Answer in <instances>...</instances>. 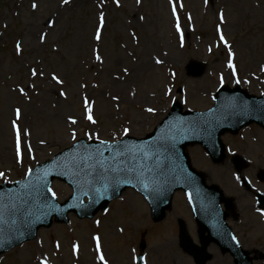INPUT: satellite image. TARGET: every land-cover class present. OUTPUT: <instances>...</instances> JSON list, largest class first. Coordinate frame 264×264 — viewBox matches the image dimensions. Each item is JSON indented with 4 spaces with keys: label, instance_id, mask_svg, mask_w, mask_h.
I'll return each instance as SVG.
<instances>
[{
    "label": "rangeland",
    "instance_id": "rangeland-1",
    "mask_svg": "<svg viewBox=\"0 0 264 264\" xmlns=\"http://www.w3.org/2000/svg\"><path fill=\"white\" fill-rule=\"evenodd\" d=\"M193 61L204 63L198 77L188 72ZM221 86L264 94V0H0V185L24 179L80 139L145 137L177 100L185 110L204 111ZM85 100L95 123L87 119ZM226 141L230 149L219 165L198 147L188 153L207 182L219 184L243 210L239 234L245 246L264 251V223L247 211L248 192L239 186L232 161L234 151L245 157L242 176L264 192L258 178L264 171V130L252 125ZM52 190L61 203L72 195L61 181ZM183 208L196 241L183 195L175 196L172 210L155 224L143 198L127 190L91 220L72 214L68 224L40 230L34 241L2 255L0 264H137L143 234L145 264H194L175 231V209ZM211 252L208 264H234L230 255Z\"/></svg>",
    "mask_w": 264,
    "mask_h": 264
},
{
    "label": "water",
    "instance_id": "water-1",
    "mask_svg": "<svg viewBox=\"0 0 264 264\" xmlns=\"http://www.w3.org/2000/svg\"><path fill=\"white\" fill-rule=\"evenodd\" d=\"M189 69L199 76L204 67L193 62ZM253 122L264 127V96L225 88L217 94L215 107L206 113H183L176 104L168 119L146 140L127 139L113 145L76 143L53 162L38 166L26 181L0 187V255L35 239L41 228L52 225L53 217L67 222L68 214L76 212L81 218H92L132 187L148 199L156 221L170 208L176 190H185L194 205L211 199L209 208H196L203 247L195 251L183 233L186 251L196 256L198 264H205L209 258L206 247L214 240L237 264H252L225 227L219 211L220 193L205 187L203 176L192 169L185 151L190 145L201 144L220 162L224 159L221 135L236 134ZM54 179L70 184L75 191L64 205L51 191ZM85 197L88 203H84ZM207 232L210 240L204 237Z\"/></svg>",
    "mask_w": 264,
    "mask_h": 264
},
{
    "label": "snow or ice",
    "instance_id": "snow-or-ice-1",
    "mask_svg": "<svg viewBox=\"0 0 264 264\" xmlns=\"http://www.w3.org/2000/svg\"><path fill=\"white\" fill-rule=\"evenodd\" d=\"M63 2H64V4H68V3H70V0H63ZM137 2H139V0H137ZM32 7L33 8H36L37 5L36 4H33ZM174 11H175V9H174ZM221 20H223V16H221ZM100 21H101V26H102L103 25V17L100 18ZM179 30H180L179 24H177V31H179ZM96 38H97V40L100 39L99 32H97ZM220 38H221L222 41L224 40L223 35H221ZM225 44L227 45V42L226 41H225ZM17 48L19 49V45H17ZM229 55L231 56L232 53L230 52ZM97 59H100V57L97 56ZM156 63L157 64H160V63H162V61H160L159 59H157L156 60ZM228 66H229V68H231L233 70V73L235 74V65L230 62ZM32 75L35 76V75H37V73L35 71H33L32 72ZM52 79L54 81H56V83H58V84H62L63 83V81H61L60 79H58L55 75L52 76ZM237 82H239V81H237ZM21 92L23 93V89H21ZM60 95L61 96H64L65 93L61 92ZM85 107H86V110H87V113H88L87 119L90 122L95 123L96 121L93 119V116L91 114L92 113V109H91V107L88 106V101L87 100H85ZM147 111L152 112L153 109L149 108V109H147ZM16 115H17V118L19 119V117H20V109H16ZM71 123L75 124L76 121L73 119V120H71ZM14 127H15V124H14ZM124 131H125V134H127V132L129 130L128 129H124ZM74 136H75V133H73V137ZM100 143L103 144L104 142L101 141ZM17 154L19 155V129H17ZM2 175H3V173H0V176H2ZM53 195H55V194H53ZM97 223H99V222H97ZM94 239H96V241H97V248L99 249V237H94ZM100 259H101V261H104V257L102 255H101ZM104 264H107V262L104 261Z\"/></svg>",
    "mask_w": 264,
    "mask_h": 264
},
{
    "label": "flooded vegetation",
    "instance_id": "flooded-vegetation-1",
    "mask_svg": "<svg viewBox=\"0 0 264 264\" xmlns=\"http://www.w3.org/2000/svg\"><path fill=\"white\" fill-rule=\"evenodd\" d=\"M249 213H251L250 211H249V207H248V210H247ZM253 215H254V213H252ZM255 216V215H254ZM235 217H236V215H234V212L233 211H231L230 213H229V217H228V219H232V220H235ZM257 218V217H256ZM235 221H237V223H238V225H237V228H238V230H239V228L241 227V225H242V222H240V220H235ZM250 222H253V220H251ZM254 252H256V251H254Z\"/></svg>",
    "mask_w": 264,
    "mask_h": 264
}]
</instances>
